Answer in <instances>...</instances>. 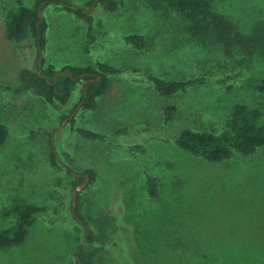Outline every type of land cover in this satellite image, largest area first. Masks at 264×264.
<instances>
[{
    "label": "rangeland",
    "instance_id": "rangeland-1",
    "mask_svg": "<svg viewBox=\"0 0 264 264\" xmlns=\"http://www.w3.org/2000/svg\"><path fill=\"white\" fill-rule=\"evenodd\" d=\"M67 1L90 10L95 39L87 37L83 18L48 2L42 9L48 23L40 55L45 67H96L102 61L170 80L240 75L231 91L204 84L162 96L138 72L109 74L110 88L88 110L77 107L79 84L59 106L32 91L0 90V122L9 129L0 147V230L13 226L15 216L4 213L15 203L47 208L22 244L0 250V264H78L80 244L91 264H264V147L209 162L174 143L185 128L218 132L235 103H255L258 96L244 80L264 77V49L226 55L212 38L196 41L183 32L177 12L155 11L147 0H118L111 13L99 0ZM19 2L34 7L38 0H0V83L13 86L22 70L38 69L34 42L19 46L6 34V14ZM213 8L245 32L264 24V0H214ZM133 31L145 35V49L122 38ZM168 105L177 114L165 122ZM74 108L76 125L102 133L104 140H88L73 129L64 116ZM49 138L62 165L95 172L77 192L88 224L73 213V193L82 183L74 187L75 177L51 164ZM135 144L144 151L133 152ZM148 174L160 180L156 197L148 194Z\"/></svg>",
    "mask_w": 264,
    "mask_h": 264
},
{
    "label": "trees",
    "instance_id": "trees-1",
    "mask_svg": "<svg viewBox=\"0 0 264 264\" xmlns=\"http://www.w3.org/2000/svg\"><path fill=\"white\" fill-rule=\"evenodd\" d=\"M96 0H90L93 5ZM214 0H147L149 7L155 11H175L185 21L183 32L191 39L204 41L212 38L213 41L222 46L226 55L232 56L234 50L240 51L245 56H251L257 49H264V24H255L250 32L242 30L239 23L232 17L216 11L213 8ZM48 2H55L87 23V37L90 41L95 39L93 35V15L90 10L83 6L73 5L67 0H38L34 7L24 6L19 2L8 10L5 19L7 37L21 46L26 40H31L37 47L38 69L25 68L20 72V83L13 86L0 83V90L21 93L32 91L53 106L66 104L78 84L80 85V98L77 107L84 110L97 107L98 98L104 95L110 88L109 74L140 73L148 80L155 90L162 96H173L199 85H222L231 91L235 85L234 80L240 75L239 71H225L218 76L200 74L193 77L181 79H166L148 73L142 68L136 67L129 71L115 67L106 62L98 61L96 67L93 65H66L60 69L50 64L45 67V58H42V66L39 67V57L46 47V31L48 23L45 17L39 15V5L43 3L42 9ZM104 9L111 13L119 9L118 0H99ZM124 41L137 50H143L148 42L145 35L133 31L122 35ZM41 70V73L39 71ZM69 69L70 72L66 71ZM64 71L58 74L60 71ZM95 73V76L90 75ZM58 74V75H57ZM100 76V78H97ZM84 86H82V83ZM245 85L253 90L258 96L255 103L237 102L227 116L222 129L218 132L207 129L185 128L175 138L174 143L182 149L191 153L194 157L202 158L209 162H222L232 158L234 155L248 156L259 148L264 147V77L247 76ZM76 108L64 118L73 129L88 140H104L105 136L97 131L76 125ZM177 108L168 105L165 108V122L175 118ZM9 136L8 127L0 122V147ZM169 141V139H167ZM50 161L59 169L66 171L75 177L72 181L74 187L83 183L90 177L89 184L93 182L95 172L86 169L85 173H77L71 167L60 163L56 145L49 138ZM134 152L144 151L141 144L131 146ZM159 178L147 175L148 194L156 197L159 192ZM81 207V195L78 193L76 205H73L74 217L81 223L87 220L79 211ZM47 213V208L35 203H15L4 213L5 217L15 216L13 226L0 230V250L22 244L28 237L31 228L38 222L40 217ZM88 224V223H87ZM93 231L87 228V236L91 241ZM80 249V250H78ZM80 260L84 264H91L90 253L86 252L80 244L77 248ZM77 260V259H76ZM78 263V261H77ZM79 264V263H78Z\"/></svg>",
    "mask_w": 264,
    "mask_h": 264
},
{
    "label": "water",
    "instance_id": "water-1",
    "mask_svg": "<svg viewBox=\"0 0 264 264\" xmlns=\"http://www.w3.org/2000/svg\"><path fill=\"white\" fill-rule=\"evenodd\" d=\"M38 9H39V15H40V17H43L44 15H43V11H42V4L39 5ZM38 64H39V67L41 68V66H42V56L39 57V63H38ZM41 70H42V69H40L39 73H41ZM66 71L70 72L69 69H66ZM62 72H64V71L62 70V71H60L58 74H60V73H62ZM58 74H57V75H58ZM90 75L95 76V73H90ZM97 78H100V76H97ZM85 82H86V81H84V82L82 83V86H84V83H85ZM89 179H90V177L88 176L87 179H86V180H85L80 186H78V187L74 190V193H73V205H76V202H77V192H78V190H79L82 186H84V185L89 181ZM76 258H77V261H78L79 264H84V263L82 262V260H80L78 253H77V255H76Z\"/></svg>",
    "mask_w": 264,
    "mask_h": 264
}]
</instances>
